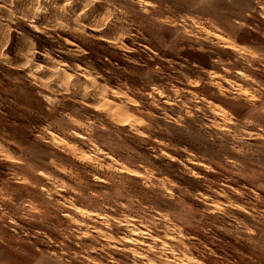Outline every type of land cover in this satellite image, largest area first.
Listing matches in <instances>:
<instances>
[{"label":"clouds","instance_id":"1","mask_svg":"<svg viewBox=\"0 0 264 264\" xmlns=\"http://www.w3.org/2000/svg\"><path fill=\"white\" fill-rule=\"evenodd\" d=\"M176 2L180 6L175 14H159L158 0H107V6L99 10L95 9L97 0H80L79 7H74L75 0H45L48 7L34 0L31 11L0 19V66L20 74L21 79L14 84L32 93L43 113L29 136L43 153L36 159L43 160L40 167L55 183L51 191L63 186L67 192L64 200L57 202L49 196L45 203L65 215L74 204L94 208L98 213L111 210L113 216H105V220L132 227L143 224L142 236H151L159 226L165 235L171 233L175 243L166 245L161 240L158 248L150 249L161 257L158 264H264V96L251 83L247 85L250 91L233 84L231 89L209 96L214 103L181 90L172 94L163 82V99L156 95V88H150L154 77L173 69L179 57H189L190 61L203 54V62H207L210 53L178 47L197 35L201 42L217 46L211 54L231 56V49L219 47L226 43L223 37L251 43L242 36L247 31L255 32L257 43L252 47L264 59V28L258 26L264 21V0H211L215 6H210V0ZM0 7L10 10L12 5L0 3ZM41 12L45 15H39ZM9 21H23L31 34L9 27ZM151 25L172 31L157 38ZM13 31L24 45L15 53V61L9 51ZM217 32L222 34L221 39H213ZM32 34L48 38L53 47L41 49ZM65 38L74 43H67ZM122 46H127V58L120 56L115 61L118 67L134 68L143 76L149 74L148 80L141 79V75L130 78L123 71L113 77L108 66L95 57L100 52L111 61L112 53H119ZM73 50L79 54L72 55ZM141 52L143 61L139 55H132ZM165 57L172 59L166 62ZM235 67L249 70L243 62ZM256 75L262 81L260 89H264V73ZM81 85L99 90L102 95L97 97L95 91L85 95L79 91ZM203 95L208 96L209 90L203 89ZM117 100L132 114V120L112 119L110 113ZM97 103L106 107L95 109ZM74 117H79L81 123ZM249 125L256 129L251 138L245 131ZM153 136L167 140L168 150L185 163L156 159L149 147ZM69 141L86 149L91 159L72 157L67 148ZM4 148L17 153L19 158L14 157V163L24 164L32 158L28 145L8 131H0V149ZM158 149L159 145L157 155ZM112 157L124 161L126 167L114 163L109 168ZM3 159L7 157H0ZM60 160L68 165L63 175L66 184L58 179L61 173L55 161ZM189 160H202L207 170ZM127 167L143 175L128 174ZM231 185L239 191H233ZM217 188L223 200L209 210L204 193L209 191L211 199ZM157 209L163 211L156 215ZM67 222H79L74 211L67 215ZM69 231H73L71 227ZM51 233L45 228L43 232L33 231V239L14 237L10 245L14 256L0 257V264H66L59 249L50 251L56 243L50 239ZM166 252L173 253L171 261Z\"/></svg>","mask_w":264,"mask_h":264},{"label":"rangeland","instance_id":"2","mask_svg":"<svg viewBox=\"0 0 264 264\" xmlns=\"http://www.w3.org/2000/svg\"><path fill=\"white\" fill-rule=\"evenodd\" d=\"M181 2L187 3V0H181ZM0 3H11L12 5L10 10L0 7V19H2L9 15L15 17L17 13L31 11L30 6L34 4V0H0ZM79 4L80 0H75L74 7H79ZM41 5L42 7H48L45 0H41ZM106 6L107 0H97L95 9L99 10ZM179 6L180 4L176 0H173L171 4L167 0H158L159 14H175V10ZM210 6H215L211 4V0ZM39 15L44 16L45 13L41 12ZM13 23L14 21H9V27L17 30L24 29L26 33L31 34V30L27 28L23 21ZM258 26L264 28V21L259 22ZM151 27L153 35L157 38L172 31L163 26L151 25ZM254 27H257V25L254 24ZM209 31L211 30L209 29ZM253 31L258 32L259 30L254 28ZM32 35L37 40V46L41 49L47 50L53 47L52 41L48 38L39 34ZM221 37L222 34L217 32L213 39H221ZM12 39L13 44L10 46L9 51L12 54L13 61H15L17 59L15 53L22 50L24 45L17 36L16 31H13ZM223 39L226 43L219 47L231 49L233 55L220 56L218 53L211 54L215 53L217 46L211 44L210 41L201 42L202 38L198 35L186 43L181 42L178 45L180 49L187 47L191 52L210 53L207 62H203V54H197V58L194 57L190 61L189 57H179L174 61L173 69L163 73L161 76L154 77V82L151 83L150 88H156V95L161 96L163 99V89L160 88V83L163 82L168 86V91L172 94H176V90H181L188 96L202 97L209 103H214L209 99V96L229 90L233 84L242 88L243 91H250L251 89L247 85L251 83L264 96V89H260L262 81L256 75V73H264V59L252 47L253 44L257 43L255 32L247 31L242 36V39L251 41V43H238L236 40L226 36ZM65 41L74 43L68 41L67 38H65ZM126 50L127 46H122L119 53H112L114 56L111 61L106 60L108 57H104L100 52H96L95 57L98 58V62L101 65L108 66V71L113 77H119L123 71L130 78L141 75V79L148 80L150 78L149 74L143 76L134 68L123 70L115 63L120 56L127 58L124 56ZM71 54L77 55L79 52L78 50H73ZM132 55H139L141 61L144 59L142 52L133 53ZM171 59V57H165L166 62ZM240 62L247 64L249 70L245 71L243 67H235V64ZM189 63L190 67L188 66ZM80 67L84 68L86 65H80ZM248 78H251L250 81ZM16 79H21L19 73L10 68L0 66V131H8L19 141L28 145L29 155L32 158L26 159L24 164H17L13 162L14 157L19 158L16 152H12L8 148L0 149V157H7V159L0 160V257L8 258L14 256L10 247L14 237L20 236L23 240L33 239L31 236L33 231L43 232L45 228H48L52 232L50 239L56 241L50 251L56 252L59 249L58 254L63 256L66 264H149L150 261H156L158 264L161 257L150 251V249L158 248L161 240L166 245L175 243L171 233L169 232L165 235L160 231L159 226L152 232L151 236H142L140 233L145 231L143 224L132 227L126 223L118 224L112 219L105 220V216H113L111 210L98 213L96 209L82 207L80 204H74V207L68 210L67 215H71L74 211L76 220L79 221L76 224L69 225L67 215L46 205L45 202L49 196L59 202L65 199L67 192L63 186L56 192L51 191V188L55 187V183L48 180L50 173L45 168L40 167L43 160L36 159L42 156L43 153L35 148L29 136L38 127L37 121L43 116V113L40 111L33 94L23 86L17 87L14 84ZM69 87H71V84H69ZM203 89L209 90L208 96L203 95ZM79 91L85 95L92 91L96 92L97 97L102 95L99 90L91 89L84 85L80 86ZM256 94L255 92L253 93V95ZM233 95L236 94L233 93ZM181 99H184V97L182 96ZM50 102H52V98H50ZM84 103L87 105L88 101L86 100ZM164 103L170 107L172 106L168 100H165ZM195 103L199 107L198 101H195ZM241 103L243 102L241 101ZM116 104L117 106L110 113L112 119L126 122L134 118L131 113L123 109L118 100ZM105 107L106 105L100 103L94 105L95 109ZM253 107L250 103L249 111H252ZM250 118V116L245 117V119ZM73 119L77 123H81L79 117H74ZM60 123L62 124V122ZM245 131L251 138L252 133L256 129L254 126L249 125ZM80 139H85L83 133L80 134ZM168 143L162 137L153 136L152 144L149 147L156 159L164 158L183 165L185 160L176 156L174 152L169 151ZM157 145H159L158 155L156 154ZM67 148L71 156L80 161L91 159V154L74 142H67ZM180 148L182 151L185 150L183 146H180ZM109 156L111 157V153H109ZM188 162L207 170L208 166L202 160H189ZM114 163H118L121 168L126 167L124 161L116 157L111 158L108 167L111 168ZM55 164L57 171L61 173L58 179L62 184L68 183V181L63 179L64 172L68 170V165L63 160L55 161ZM34 168L36 169L35 172H33ZM126 170L128 174L143 175V173L131 167H127ZM209 179L212 178L210 177ZM220 183L223 185L222 181ZM230 187L235 192L239 191L234 185ZM204 195L208 201L206 207L209 210L215 208L223 200V194L218 188L216 189L215 197L209 199V191H205ZM68 199H72V197L68 196ZM36 209H40V211H36ZM161 211L163 210L157 209L155 214L159 215ZM90 216H96L97 219L90 220ZM119 219L120 217L117 216L116 220ZM133 224H135V221H133ZM69 227L73 231L70 232ZM157 233H159V236L154 241L153 237H157ZM182 235L189 236L190 234L182 233ZM176 254L179 255L178 252ZM164 255L170 261L172 260V252H166Z\"/></svg>","mask_w":264,"mask_h":264}]
</instances>
